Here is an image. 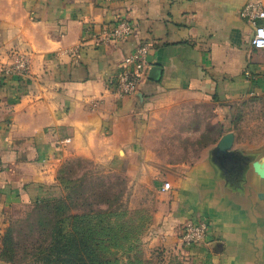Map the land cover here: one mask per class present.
<instances>
[{
    "label": "crops",
    "instance_id": "crops-1",
    "mask_svg": "<svg viewBox=\"0 0 264 264\" xmlns=\"http://www.w3.org/2000/svg\"><path fill=\"white\" fill-rule=\"evenodd\" d=\"M254 1L0 0V237L7 210L45 198L63 166L80 160L109 165L135 196L155 197L153 240L172 264H264V180L253 175L251 193H225L209 162L229 132L235 148L264 155V140L237 133L246 106L264 98V50L252 46L255 29L241 16ZM119 19L133 34L103 41ZM144 44L145 78L123 97L114 79ZM20 55L28 73L4 77ZM189 100L212 103L223 133L196 155L165 161L148 143L153 120ZM199 220L206 240L182 245L181 228Z\"/></svg>",
    "mask_w": 264,
    "mask_h": 264
},
{
    "label": "rangeland",
    "instance_id": "rangeland-1",
    "mask_svg": "<svg viewBox=\"0 0 264 264\" xmlns=\"http://www.w3.org/2000/svg\"><path fill=\"white\" fill-rule=\"evenodd\" d=\"M246 107L248 114L237 133L242 136L247 132L249 138L264 140V98ZM216 110L212 103L183 101L154 118L148 143L165 161L180 160L188 153L196 155L199 147L215 144L223 133L217 125ZM62 173L71 184L57 183L46 197L66 199L72 214L91 211L93 219L88 220V225L94 229L101 224L105 228V238L109 239L103 254L118 260V264L173 263L170 253L153 240L155 229L148 211L154 196H135L131 182L118 172H112L109 165L77 160L64 165ZM38 208L39 205L34 204L16 205L4 215L7 229L13 232L16 241L18 264H41L32 253L25 256V252L41 239L43 228L40 225L46 221L36 213ZM68 213L59 218L65 221Z\"/></svg>",
    "mask_w": 264,
    "mask_h": 264
},
{
    "label": "trees",
    "instance_id": "trees-1",
    "mask_svg": "<svg viewBox=\"0 0 264 264\" xmlns=\"http://www.w3.org/2000/svg\"><path fill=\"white\" fill-rule=\"evenodd\" d=\"M62 169L57 182L59 185L68 186L71 182L64 177ZM34 205H39L36 213L45 217L46 221L40 225L43 228L41 239L31 250L24 251L26 257L32 253L31 256L41 264H118V260H112L103 254L109 243V239L105 238V228L101 224L94 229L88 225V220L93 219L91 211L72 214L66 199L49 197L42 198ZM67 213L65 221L59 218ZM0 243V260L8 264H18L16 241L10 229H6L0 237Z\"/></svg>",
    "mask_w": 264,
    "mask_h": 264
},
{
    "label": "built area",
    "instance_id": "built-area-1",
    "mask_svg": "<svg viewBox=\"0 0 264 264\" xmlns=\"http://www.w3.org/2000/svg\"><path fill=\"white\" fill-rule=\"evenodd\" d=\"M241 16L255 29L251 44L257 50H264V0H257L247 4L241 11ZM134 27L127 20L119 19L114 27L105 32L103 41H123L131 36ZM150 45L137 47L123 62L121 71L114 79L119 94L123 97L134 96L148 69V55ZM29 71V60L25 56H18L15 64L4 70V77L24 76ZM170 185L165 184L163 191H169ZM208 224L205 221H194L185 224L180 231L181 244L193 246L203 243L208 236Z\"/></svg>",
    "mask_w": 264,
    "mask_h": 264
},
{
    "label": "water",
    "instance_id": "water-1",
    "mask_svg": "<svg viewBox=\"0 0 264 264\" xmlns=\"http://www.w3.org/2000/svg\"><path fill=\"white\" fill-rule=\"evenodd\" d=\"M159 74L157 67L153 68ZM236 136L229 132L221 137L209 153L210 165L217 171L225 193L240 194L252 192V176L264 180V155L261 150L248 152L235 148ZM257 198L264 204V193Z\"/></svg>",
    "mask_w": 264,
    "mask_h": 264
}]
</instances>
